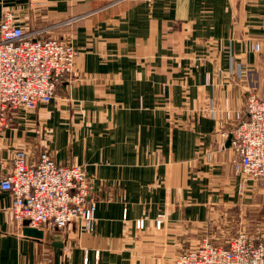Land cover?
Instances as JSON below:
<instances>
[{"label": "crops", "instance_id": "obj_1", "mask_svg": "<svg viewBox=\"0 0 264 264\" xmlns=\"http://www.w3.org/2000/svg\"><path fill=\"white\" fill-rule=\"evenodd\" d=\"M97 2L0 0V15L15 8L26 31L45 28L35 36L73 42L79 76H65L47 105L11 112L0 133V179L12 170L16 149L32 163L45 146L56 162L84 166L96 198L92 232L70 224L35 238L16 225L12 195L0 188V264H172L166 260L182 250L183 232H197L211 205L236 200L231 151H219L214 165L200 157L210 146L226 145L221 133L232 128L224 115L206 109L221 108L225 96L233 109L240 107L250 85L243 68L259 78L264 94V0L130 2L52 26ZM231 54L244 76L232 83L224 79ZM256 202L264 212V196ZM160 212L166 219L157 231ZM137 218L145 219L143 230L136 229ZM55 233L64 238L61 247L52 244Z\"/></svg>", "mask_w": 264, "mask_h": 264}, {"label": "built area", "instance_id": "obj_2", "mask_svg": "<svg viewBox=\"0 0 264 264\" xmlns=\"http://www.w3.org/2000/svg\"><path fill=\"white\" fill-rule=\"evenodd\" d=\"M45 28L26 31L10 8L0 15V129L15 110H35L49 103L57 85L71 72L74 46L54 37H38ZM230 148L235 167L245 174L264 176V98L251 94L237 115ZM12 195L9 209L17 225L64 230L73 220L93 222L96 201L90 195L85 171L75 164L56 162L47 150L28 163L14 151L12 170L0 179ZM161 219L157 220L160 226ZM138 227L143 226L137 221ZM175 264H264V234L255 238L239 232L225 245L204 239L175 257Z\"/></svg>", "mask_w": 264, "mask_h": 264}, {"label": "rangeland", "instance_id": "obj_3", "mask_svg": "<svg viewBox=\"0 0 264 264\" xmlns=\"http://www.w3.org/2000/svg\"><path fill=\"white\" fill-rule=\"evenodd\" d=\"M97 1H98L97 4L94 5L93 8H91L90 10L72 15L62 20H59L52 26L54 27V26H64V25H69V24H75L78 22L85 21L86 19H89L93 17L95 14H98L100 12L108 11L112 8H118V7L120 8L121 6L127 3H130V2H134V3H140L143 1L152 2L153 0H97ZM40 4H43V3H40ZM5 8H10L16 11V9L11 6H6ZM121 17H123V13H121ZM119 20H120V17H119ZM54 38L58 40H62L57 37H54ZM63 41L69 42L74 46L75 51H76V54H75V57H76L78 50L75 44L69 40L67 41L63 40ZM253 48L256 51L260 49L257 43L253 45ZM231 59L232 61L230 62V65L233 66L231 70V75L224 78V79H228V82L230 83L234 82V80H240L242 77H244L240 75V72H238L239 68L238 66L236 67L237 62L236 61L234 62L233 54H231ZM242 70L247 74L248 79L250 80V85H246L247 87L244 88L243 92L245 95V100L243 99V103L240 105V107L233 109L230 106L229 97L227 98V96H225L224 100H222L221 108L213 105V106H209V109H206V112L210 113L212 116L221 114V115H224V118L227 121L232 122V128L228 132L223 131L221 133L223 136L222 139H224L225 137L226 139H228L229 136H231V139H232L233 131L236 129V127L240 123V121L237 118V115L242 113V111H244L246 101L251 94H256L260 98H264V94L260 93L258 89V85L255 80L259 78L253 77V75H251L252 73L251 69L243 68ZM66 77H68V79L70 80L71 79L78 80L79 78V76L75 72V58H74V63L71 68V72ZM184 79H185V76H182V82H181L182 86H186L185 85L186 82ZM209 79H210L209 77H205L206 82H208ZM166 87H167L166 83L161 84L160 86L161 96H164V94L166 93ZM54 100L57 101V99H54ZM44 105H47V104H44ZM168 107H169V104H168ZM76 109L78 108L76 107ZM8 122L3 126L4 128L7 126ZM4 128L0 129V133L4 130ZM230 144H231V141H230ZM230 144L229 146H226L225 142L223 141L221 144L218 143L217 144L218 146L216 148H215V145L210 146L209 148L201 152L202 154L200 157L202 158V161L204 163L214 165L216 164L215 163L216 154H218L219 151L227 149V148L231 151L232 157H231L230 162L233 168L234 177L238 178L237 182L239 183L237 184L238 191L236 193V200L234 201L233 204H230L228 206L211 205L210 207L212 208L211 210H209L208 216L206 217L205 221L199 223L196 226L198 229L197 232H194V231L190 232V230L188 232H183L182 250L176 251V253L168 257L166 261L168 262L170 261L172 264H175L174 259L175 257L178 256V254L184 252L185 250L193 248L194 246L198 245L204 239L208 240L209 242H211L212 244L216 246H220V245H225L230 238L234 237L239 232H247L248 236L253 237V238H255L256 236H262L264 234V212H263L262 206L259 203L257 204L256 202L258 198L264 196V194L260 196V193H258L257 191V188L260 185V183H263L262 186H264V176L260 178L250 176L242 172L237 167H235V163L233 162L234 155H233V151L230 148ZM19 150L23 151L26 154V151L24 149H16V151H19ZM43 150H47L50 153L51 157L54 159L53 152H50L49 149L46 148L45 146H43L42 151ZM69 164L78 165L85 171L84 166L81 164H78L76 162H70ZM86 176H87L88 181L90 182V195H91L92 194L91 193V180L89 176L87 175V173H86ZM91 197L93 200L96 201V198L93 195ZM126 216H127V213H126V210L124 209L123 217L126 219ZM158 219H161L160 226L157 225ZM165 219H166V214L163 212H160L157 216L154 217L155 230L158 231L162 228V225ZM137 221H142L143 226L138 227L136 225ZM71 224H76L78 229L82 230L83 232L85 231L92 232L96 226V211L94 213L93 222L91 224H86L83 220H78V219L73 220ZM134 225L136 229L143 230L145 227V219L144 218L135 219ZM46 231H52V230H46V229L43 230V232H46ZM53 231L61 232L62 230L55 229Z\"/></svg>", "mask_w": 264, "mask_h": 264}, {"label": "water", "instance_id": "obj_4", "mask_svg": "<svg viewBox=\"0 0 264 264\" xmlns=\"http://www.w3.org/2000/svg\"><path fill=\"white\" fill-rule=\"evenodd\" d=\"M231 141V136L228 137L227 141H226V146H229ZM28 222H24L22 225V232L24 235L27 236H32L35 238H42L44 233L43 230L35 228V227H31L28 226L27 224ZM51 240H52V244L53 246L56 247H61L63 245L64 242V238L62 237V235H60L59 233H55L51 236Z\"/></svg>", "mask_w": 264, "mask_h": 264}]
</instances>
